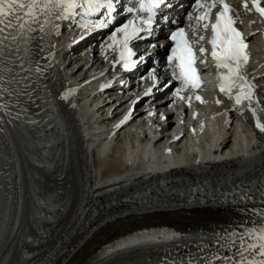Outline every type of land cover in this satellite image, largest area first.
Segmentation results:
<instances>
[{
	"label": "bare ground",
	"instance_id": "bare-ground-1",
	"mask_svg": "<svg viewBox=\"0 0 264 264\" xmlns=\"http://www.w3.org/2000/svg\"><path fill=\"white\" fill-rule=\"evenodd\" d=\"M248 23L255 30L261 27L255 18L249 19ZM251 39L261 65L251 74L256 78L258 97L264 108V45L258 40L259 34ZM59 46L58 40L55 49ZM50 63L52 67L47 70L46 79L37 85L36 103L39 107L30 110L42 112L46 103L52 101L62 121L61 138L51 167L38 168L29 161L22 136L10 128L5 130L6 146L21 177L23 202L18 228L14 231L13 225L0 245V264L5 260H8L7 264H19L23 238L38 225L31 189L39 190L57 202L63 201V208L38 248L41 251L30 264H158L162 263V257L175 255L178 250L173 246L184 244L186 237L157 229L138 232L135 239L116 245L112 242L137 229L167 224L183 230L193 226L228 227L247 218L239 209L255 208L259 211L264 208V200L261 199L245 200L243 203L179 199L180 202L174 204L139 208L119 204L123 196L130 192L149 188L178 196L195 185L216 191L224 185L257 181L264 176V137L255 144L246 130L223 122L226 119L223 111L216 108L214 117L209 121V131L196 132L204 142L200 159L193 153L192 139L182 136L176 139L174 134L163 133V129L149 136L143 132L144 138L141 133L132 134L129 131L115 138L108 135L111 147L106 151V144L99 147L101 129L93 127L95 117L86 108V102L75 96L61 99V95L73 85L71 76L58 69L51 59ZM151 104H155L156 108L162 105L157 101ZM233 117L231 112L229 118ZM3 124H7L6 119ZM157 133L161 136L155 140ZM39 135L40 130H34L35 141H38ZM160 160L165 163L161 164ZM166 168L174 170L160 176H148L151 171ZM160 179L170 181L161 188ZM95 212L93 217L96 220H93L91 215ZM166 236H172L171 241L165 239ZM157 237L165 243L170 241L172 246L167 247L165 243L142 246L139 243L130 247L134 242ZM117 247L124 249L117 250Z\"/></svg>",
	"mask_w": 264,
	"mask_h": 264
},
{
	"label": "snow or ice",
	"instance_id": "snow-or-ice-1",
	"mask_svg": "<svg viewBox=\"0 0 264 264\" xmlns=\"http://www.w3.org/2000/svg\"><path fill=\"white\" fill-rule=\"evenodd\" d=\"M138 4V7L135 4L129 6V0H0V124L4 122V117L11 116L12 119L7 121L11 124L21 119L22 115L27 116L32 107H39L36 103L39 93L37 85L46 79V72L52 67L50 58L54 56V44L49 37L61 29L62 22H67L69 27L91 25L97 29L107 28L114 17L126 11L131 15L113 28L107 38L112 42L108 47L118 52L116 63L126 71L143 64V55L133 59L137 53L129 47L130 42L154 37L153 16L156 12L161 13L155 22L156 26H161L160 20L167 19L166 10L175 5L169 0H138ZM242 7L246 13L254 9L264 17L262 0H243ZM190 8L196 13L194 16L193 11H188L186 17L190 21L195 20V29L189 25L194 39L190 38L189 31L179 26L175 30L170 29L166 35L171 42L166 57V68L171 72V79L164 84V88L172 87L173 81L179 82V87H175L171 95L184 100L185 97L181 95L183 91L200 87L195 65L200 56L208 53V49L203 46L194 49L193 45L206 40L205 35L198 34L196 29L210 31L207 43L211 45L210 56L218 70L219 91L233 102L235 110L248 114L254 127L264 134V108L255 98L258 85L253 80L256 78L249 80L242 72L249 60V45L237 27L242 21L235 9L226 0H192ZM144 12L148 13L147 17L140 15ZM94 14H100V18L88 20L86 24H81L78 19ZM169 23L174 24L175 21ZM156 47V44L151 45L152 49ZM205 62L206 58L200 60L202 64ZM156 71L155 67L150 68L147 76L141 77V80L150 79L153 87H158ZM153 87L148 88L144 95H151ZM74 92L75 89H69L61 99L68 100L69 93ZM195 98L203 103L199 95ZM216 103L221 101L217 100ZM148 115L153 113L149 112ZM131 116L130 111L121 123H127ZM161 119L167 117L161 116ZM3 131V127H0V133ZM260 199L264 200V191ZM245 200H252L247 192L235 197V201L240 203ZM239 212L247 218L226 228L211 230V235L201 234L193 240L184 241L182 251L180 245H176V254L162 257V264H264V208L259 211L241 208ZM165 239L170 240L172 236Z\"/></svg>",
	"mask_w": 264,
	"mask_h": 264
}]
</instances>
